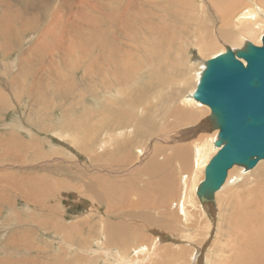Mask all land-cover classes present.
<instances>
[{"label": "rangeland", "instance_id": "obj_1", "mask_svg": "<svg viewBox=\"0 0 264 264\" xmlns=\"http://www.w3.org/2000/svg\"><path fill=\"white\" fill-rule=\"evenodd\" d=\"M44 1L49 2L52 8L65 2ZM161 1L150 0V3H145L151 10L161 12L166 24L159 22L160 28H170L171 24H175V29L172 33L165 31L166 33L161 34L156 25L158 21L143 25L144 33H139L137 37L142 39L148 36L153 47L140 53L144 68L137 69L140 71V82L133 79L137 71L127 70L126 80L137 82L135 88L123 87L120 78L125 73V68L114 65L117 58L125 57L126 48L129 51V62V55H135L136 47L141 45L135 42L138 38L129 37V32H125L121 25L125 19L128 22L134 21L125 9L129 0H94L81 5L82 16L94 19L93 30H85L72 24L77 42L76 50L68 52L71 56H66V60H71L69 64L64 65L60 61L59 70L62 74L50 86L56 94L52 97L48 89L40 103L25 93V85L19 81H11L13 77L22 74L19 73V61L28 58L25 51L31 57H37L39 53L48 56V45L45 42L53 30L51 25L38 27L36 32L26 34L14 32L7 44L0 38V45L4 44L5 48L0 49V264H172L176 259L174 253L182 245L185 251L182 260L176 259L177 264H195L196 257L203 252L202 264H210L214 255L221 253L218 247H211V242L220 238L216 227L219 220L216 211L211 214L210 210H204V224L206 220L211 222L208 232L206 229L202 232L194 222L181 225L172 216L175 211L172 203L182 192L187 191L184 187L189 184L187 181L193 174L185 181V175L191 167L192 148L190 153H186L184 149H180L179 144L161 145L155 140L161 134L192 126L204 114L194 110L189 116L188 112H184L186 110L183 106L179 107V100L191 94L194 85L192 72L213 55L208 53L209 56L203 57L197 52L193 42L198 30L195 26H200L203 29L200 34L208 37L209 31L212 33V26L216 28L218 25L214 21L209 22L205 14L201 16L190 12L202 9L197 6L202 3L209 10L212 9L215 6L214 0H184L187 4L180 5L174 2L170 4L171 7L166 6L165 11L159 9V12L156 3ZM11 3L12 9H19L18 4L17 7L15 2ZM76 5H72L66 16L70 14L73 18ZM212 15L210 13L211 18ZM113 19L119 22L108 25ZM104 28L105 31L96 33ZM130 32L133 34L135 28ZM224 35L226 36V32ZM169 36L174 37L170 45L167 43ZM36 38L38 42H43L40 45L44 48L36 43ZM19 40H22L21 43H18ZM103 44L106 47L101 49ZM66 45L67 42L61 44L62 50L57 54L58 58L64 53ZM116 46L122 53L118 52L116 55ZM17 58L19 60L14 62ZM83 64L87 68V78L81 76ZM191 64L193 70L190 68ZM134 66L138 67L137 64ZM54 67L58 68L56 64ZM94 72L101 76L92 77ZM104 77L108 79V84L101 83ZM115 90H119L121 97L116 102H109L108 96ZM160 92H163L162 99L155 102ZM141 105L149 106L147 116L137 121L136 130L131 128L133 136L120 140L114 150H107L99 138L102 135L101 141L104 139L103 131H117L126 125L124 121L118 120L117 112L122 110L124 119L132 120L131 108ZM87 110L96 113L91 121L84 115ZM177 110L181 113L178 118L174 113ZM39 115H42L41 121H37ZM174 121L177 124L171 125ZM60 130L67 133L61 136ZM90 137L94 140L89 139ZM132 139L138 148L151 147V157L162 152L164 160L161 164L166 159V165L161 168L165 170L167 180L172 185V189L166 194L164 189L167 186L161 182V172L152 173L153 169L145 166L147 159L141 160L146 169L137 174L114 173L130 167L134 161L130 162L131 165L124 162L108 164L109 161L121 158L120 156L123 158L122 151ZM137 149L133 147L132 150H136L134 153L137 154ZM134 153L132 152L133 156ZM213 155L210 154L209 160ZM167 156H171L170 161ZM262 162L255 165L252 170L254 174L264 172V161ZM112 189L114 190L111 191ZM165 198L169 201L168 205L166 208L159 207V201ZM137 200L146 203H141V206L138 204L139 208H135L133 204ZM213 200L217 207L215 199ZM108 203H112V206L113 203L116 204L114 211H106ZM199 222L200 218L195 223ZM110 227L114 228V233L109 231ZM224 227L226 226L222 229L226 230ZM101 230L106 233L103 238ZM90 231L93 233L91 232L92 237L89 239ZM193 235L195 237L191 239ZM78 239H83L85 243L78 242ZM126 239H130L129 244L125 243ZM156 241L158 247H154ZM177 244L179 245L176 246ZM200 247L204 251L201 253L198 250L196 254ZM141 254L143 260L138 261ZM222 255H227L225 250ZM87 259L91 261L85 263Z\"/></svg>", "mask_w": 264, "mask_h": 264}, {"label": "bare ground", "instance_id": "obj_2", "mask_svg": "<svg viewBox=\"0 0 264 264\" xmlns=\"http://www.w3.org/2000/svg\"><path fill=\"white\" fill-rule=\"evenodd\" d=\"M64 1L65 2L61 3L59 6L52 8L50 3L44 0H8L6 2L5 0H0V4H1L0 6H2V13H0V38L1 40H3V43L5 44L9 43L12 36L14 35V32H18L22 34H26L28 32H36L38 27H44L45 25H51L53 29L50 31L49 38L45 42V44L48 45L47 52L45 51L48 56L45 57L44 54L39 53L37 57H31L30 53L29 52L26 53L25 51V54H28L27 56L28 58L19 61L20 62L19 73H22L23 76L22 74L17 75L16 77H13L14 79L11 81V83H14L15 81H19L22 83V85H25V93L29 96L34 97L35 101L38 103H40L39 101L41 99L43 101L44 95L48 93V89L52 97L53 95L56 94L54 91L51 90L50 86H52L51 83H53L55 79H58V77L62 74V71L59 70V68H61L60 61L64 63V65H67L69 64V62H71L70 60L71 56L69 55L68 52L70 53L75 52L77 47V42L74 38V28L72 24H75L76 26L81 27L85 30H89V29L93 30L94 19L91 16L88 17L82 16L83 8L81 5L90 3L91 1L94 0H64ZM66 1L68 3H66ZM141 1L142 2L138 3L136 2V0L135 1L129 0L127 6L125 7L127 13H129L134 20L133 22H128L125 19L121 24L124 31L129 32V34H127L129 37L138 38L137 36L139 35V33L141 32L144 33L143 30L144 24H155L156 21H158L156 25L158 31L161 32V34L164 33L165 31L172 33L175 29V24H171L170 28H167L166 26L165 28H163V26H161L160 28L159 22L162 21L164 24H166V21L164 20V17L161 16L160 14L161 12L159 9H161L163 12L166 10V6L171 7L170 4H174V2H176V4L178 5L187 4V1L184 0H162L161 3H156L157 10L160 12L158 13L155 12L154 10H151L145 3L146 1L150 3V0H141ZM152 1L154 2V0ZM11 2H15L16 6L18 4L19 9L18 10L12 9L13 7ZM73 4H77V5L74 10L75 14L73 18H71V15L67 14L66 16V13L69 11V9H71ZM214 5L215 6L209 10L206 4L204 3L200 5L197 4V6L202 7V9H200L199 11L198 9H195L192 12H190L191 14L199 13L201 16L205 14L209 22L214 21V23H218L219 25V26L217 25L216 28L212 26L211 30L213 29L212 30L213 34L210 33L209 31L210 34L208 33L209 36L207 37L206 35L200 34L202 33L201 31L203 30L202 28H200V26L198 25L195 26L194 23L191 22L195 27L198 28V30H196V35L194 37L195 40L193 39L194 40L193 42L194 45L196 46V49L198 50L197 52L199 53V55L203 57H207L209 56L207 55L208 53H213L212 56L214 57L215 55L225 52L226 47L228 46L231 47V49L242 48L246 41H250L252 44L257 46H260V44L262 45L261 37L264 34L263 33L264 32V0H214ZM188 10H190V7L188 8ZM210 13L211 15L213 14L212 18L210 17ZM179 16H181L180 13ZM111 22L118 23L119 21L113 19L109 21L108 25ZM138 22L140 23L137 24ZM61 23H63V26ZM190 25H188V27H190ZM132 28H135V32L133 34L130 32ZM105 30L106 28L98 30L96 31V33H101ZM224 32H226V36L224 35ZM172 38L174 37L169 36V38H167V43L169 45ZM210 39L211 41H209ZM21 41L22 40H19L18 43H21ZM63 42H67V45L63 49L64 53L58 58L57 54L62 50L61 44ZM117 42L119 43V45L121 44L120 41ZM135 42L141 45L137 47L135 46L137 48L136 54L129 55V62H127V55L129 51L126 48L124 51L125 57L122 59L117 58V61L114 64L116 67L125 68L124 70L125 73L120 78V82L122 83L124 88H135L137 86L138 84L137 82L126 80L125 75L127 74V70L129 69H132L133 71H137V69L144 70L140 60L141 59L140 53L146 49H149L150 47H153L149 43L148 36L142 39L138 38ZM36 43H39L40 45L43 42L42 41L38 42L36 38ZM40 47L42 46L40 45ZM105 47H106L105 44H103L101 46V49H104ZM3 48H4V44H1L0 49ZM18 48H20V46ZM42 48H44V46ZM70 49H72V51ZM118 52H121V50L118 48V46H116V51H115L116 55L118 54ZM68 55L70 56V58H67L66 60V56ZM212 56H209L208 59H210V57ZM47 58H50V61L49 60L47 61ZM17 60L19 59L17 58L16 61L14 62H17ZM240 60L246 64V62L243 59ZM54 64H56L58 68H55ZM79 64L82 63L80 62ZM134 64H137L138 67H135ZM201 64L202 65H199V68L196 69V70L199 69L197 72H195L196 70L192 72V74L194 75L192 77L194 81V85L191 88V94L189 96H184L179 100V104H180L179 107L183 106V108H185L186 110L184 112H188V114L194 110L195 111L199 110L204 114L197 121L194 120L195 122L191 124L192 126L184 127L181 129L179 128V130L175 132L164 133L159 136H156L155 138V140H157L158 143H161V145L179 144L180 149L181 150L184 149V152L186 153H190L189 150L192 148V153L190 155L191 167H190V171L188 170L189 172L187 171V175H185V181L189 178L191 173L193 174L189 179V181H187V183L189 184L184 187V189H187V191L182 192L180 197L178 196V198L175 201H173L172 206H174L175 211L173 212L172 216L175 217L181 225H189L192 222H194V224H197V227L200 228L202 232L205 229L208 232L209 227L211 226V222L209 220H206L204 224L205 211L210 210L211 214L212 212L214 214L215 213L214 211H216L217 215L216 214L215 215L216 217L219 218L218 220L219 222L217 221L216 227L217 230L219 231V236H220V238L217 237V239H219L220 241L219 240L212 241L211 247L212 248L218 247L219 251H221L220 253L221 255L220 254L214 255V257L210 261V264H264V172H259L257 174H254L252 170L254 169L255 166L251 168V170L249 169L243 170L241 166L238 167V165H233L231 168L227 170L226 176L219 189L215 191L216 193L214 192L215 194L213 199H215L218 205L217 207L214 200L212 203H210L209 206H202V204L195 195L199 182L202 181L204 178V168L209 161L210 154H215L216 151L218 150L217 147L213 146L216 136L218 134V129L213 128L210 122L207 121V117L210 114V108L205 104L202 105L200 101L193 98V92L200 77V73L205 66L204 65L205 61L204 63L201 62ZM192 65L193 64H191L190 66L191 70H193ZM83 68L84 69L82 70L81 76L83 78H87L88 72L84 64H83ZM94 76H101V74L94 72L92 73V77ZM139 76H140V71L138 70L133 79H137V81L140 82L141 78ZM101 83L105 85L108 84L109 81L106 77H104L101 80ZM162 95L163 92H160L157 95L158 100H155V102H159L162 99ZM120 97H121V93L119 92V90H115L112 94L108 96V100L109 102H116ZM0 100H2L1 94H0ZM46 101L48 103L47 99ZM143 105L137 108H131V113L133 115L132 120H125L122 110L117 112L118 120L124 121L126 125L117 131H109V130L103 131L104 139L101 141L102 135L99 138H100V142L107 147L106 148L107 150H114L120 140H124L128 137L133 136V134L130 133L131 128L136 130L137 121L147 116L149 106L145 107ZM205 108L208 110H204ZM84 112L86 113L84 115L85 116L87 115L88 118H86L85 116L84 117L89 121H91L94 115L96 114V113H92L89 110ZM99 112L103 113V111H99ZM174 113L176 114L177 118L181 115L180 111L178 110ZM189 116L191 115L189 114ZM41 118L42 115H39L37 121H41L42 120ZM176 124H177L176 121L171 123V125H176ZM166 129H168V127H166ZM208 131L210 132L207 133ZM65 133L67 132H61L60 130L59 135L62 136ZM89 139L94 140L92 137H90ZM73 140H75V137ZM135 146L136 145L134 144L133 139L131 141H128V146L125 148L124 151H122L123 158L122 156H120L121 158H118L115 161H109L108 164L112 165L117 162L118 163L124 162L127 165H131L133 163L130 167L124 169L123 171L118 170L114 172L118 174H126V173L137 174L140 171L144 172L143 169L145 168V166L148 167L149 169H153L152 173L161 172L160 175L161 182L167 186V188L164 189V193L166 194L169 190L172 189V185L167 180L165 170L161 168L163 165H166L165 164L166 159L164 161V164L163 165L161 164V161L164 160V156L162 155V152H158L156 156L151 157L150 156L151 151L149 152V149L151 147L149 149H145V148H138L137 146L136 147ZM133 147L135 149L138 148L137 154L134 153L136 150L135 151L132 150ZM152 150L154 152V148ZM132 152L134 153V156L132 155ZM89 153L91 155L90 150ZM143 159H147L146 161L147 165L145 164V166H142L141 160ZM167 159L170 161L171 156H169ZM173 160L174 159H172V161ZM259 161L263 163L262 161H264V158L260 159ZM130 162L132 163L130 164ZM135 176H139V175H135ZM109 186H113V185H109ZM110 188L111 187H109V189ZM113 190L114 189H112L111 191ZM110 199L111 198H109V201ZM107 201H108V197H107ZM159 202H161L159 203V207H165V208L169 203V201H167L166 198L163 201H159ZM124 203L125 202H123V204ZM141 203L145 204L146 202H141L137 200L135 201V204H133V206L135 208L136 207L139 208V206H141L140 205ZM111 204L112 203L107 204L106 206L107 212H111V210H113V207L116 205L113 203L114 206H112ZM138 204L139 206H137ZM199 218H200V222L195 223L198 221ZM162 219L163 221L165 220L164 218ZM202 223L204 225H202ZM118 225H122V224H118ZM223 226H226L224 227V229L226 228V230L222 229ZM109 231L112 233L115 232L113 227H110ZM91 232L93 233V231H90L88 234L89 239L92 237ZM105 234H106L105 231L101 230V236L103 235L101 238H103ZM194 237H195L194 235L191 236V239H194ZM129 240L130 239H126L125 243L129 244L128 243ZM77 241L81 243H85L83 239H78ZM157 244L158 241L155 242L154 247H158ZM178 245L179 244H177L176 246ZM98 248L99 247H97V249ZM198 250H200L199 252L202 253V250L204 251V248L200 247L199 249H197L196 254ZM223 250H225V253H227V255H222ZM88 251L91 250L88 249ZM184 251L185 250L182 245L174 253V257L177 260H182ZM203 255L204 252L203 254L199 255V257H196L195 264H202ZM176 259L172 261V264H177ZM141 260H143L142 254L138 258V261ZM90 261L91 259H87V262L85 263H89Z\"/></svg>", "mask_w": 264, "mask_h": 264}, {"label": "water", "instance_id": "obj_3", "mask_svg": "<svg viewBox=\"0 0 264 264\" xmlns=\"http://www.w3.org/2000/svg\"><path fill=\"white\" fill-rule=\"evenodd\" d=\"M261 43L228 46L206 60L194 89L193 98L210 108L207 121L218 129V150L196 189L202 205L213 202L229 168L251 169L264 158V35Z\"/></svg>", "mask_w": 264, "mask_h": 264}]
</instances>
